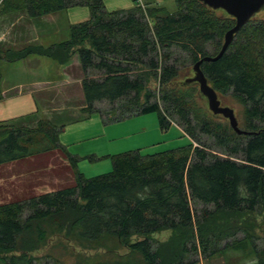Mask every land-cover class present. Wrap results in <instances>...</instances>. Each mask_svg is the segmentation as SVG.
Segmentation results:
<instances>
[{
    "label": "trees",
    "instance_id": "1",
    "mask_svg": "<svg viewBox=\"0 0 264 264\" xmlns=\"http://www.w3.org/2000/svg\"><path fill=\"white\" fill-rule=\"evenodd\" d=\"M166 1L174 4L173 12ZM131 2L129 9L107 12L102 0H0V15L26 11L29 18H40L72 7L89 13L88 20L69 25L67 40L0 50V60L34 55L64 65L75 54L84 113H97L104 123L154 113L160 130L174 123L188 138L183 147L150 155L136 150L104 156L110 171L90 178L75 171L78 158L66 154L74 169L72 186L0 204V264H50L27 254L33 249L13 254L28 231L33 244L41 241L35 226L49 218L82 241L114 238L141 258L93 264H191L198 253L209 257L234 236L226 234V214L260 212L264 219V19L250 18L217 61L199 65L215 94L229 95L240 106L241 128L235 119L247 135H236L228 122L212 121L208 110L193 107L195 83L176 80L184 63L192 66L217 54L234 19L216 16L196 0H145L143 11ZM44 122L53 134L0 123V165L35 152L42 145L34 144L35 135H48L60 147L61 127ZM191 205L201 206L198 215ZM240 221H233L235 228L247 239ZM163 231L168 239L154 240L152 235ZM252 252L255 264H264V248L253 246Z\"/></svg>",
    "mask_w": 264,
    "mask_h": 264
},
{
    "label": "rangeland",
    "instance_id": "2",
    "mask_svg": "<svg viewBox=\"0 0 264 264\" xmlns=\"http://www.w3.org/2000/svg\"><path fill=\"white\" fill-rule=\"evenodd\" d=\"M104 2V10L108 12V0H104ZM143 3L146 7L145 0H143ZM118 6L120 5H114L112 7ZM165 6L169 12H173L175 9L172 1H166ZM78 8L86 9L84 7ZM121 9L125 10L127 8L120 7L116 10ZM213 11L214 15L225 17V13L222 10ZM61 12H59L61 14L58 19L55 18L52 20L56 24L54 26L57 31L56 34L48 28L41 30V32L49 31L48 39L53 41V43L66 40L69 35L67 32L68 16L65 12ZM3 15H0V17L2 16L1 18L4 20V24L7 20L9 23L10 19L13 18L9 16L3 17ZM28 18L29 17L26 16L24 20H21L13 28L14 34L20 32L22 28L24 29L23 32L28 29L27 26L30 25ZM251 18L264 19V10H259L257 13L252 15ZM34 33V31H32V33L28 32V34H32V36L35 35ZM26 34L27 31L24 33V37L28 39ZM28 45V43L27 45H17L14 49L4 47L0 50L11 49L13 51H18L28 47ZM5 66L6 62L0 63V74L2 75L4 72V74L11 80L13 76L10 71V67L6 68ZM34 66L37 67L35 63ZM190 70V63H184L178 76L176 77L177 82H181L186 77H191L192 74ZM66 73L75 79L82 78L79 66H70L66 69ZM20 78L23 79L22 76ZM9 79H6V81L9 82ZM153 84L154 82L150 80L148 86L152 87ZM175 89L180 90L177 88ZM180 91L189 93V91H185V89H181ZM197 91L198 90L196 89V93L192 95L190 103L197 110L207 112L208 109L206 106V100ZM64 92L71 96L64 98L58 90L53 91L55 97L49 101V106L46 108L47 114H43L42 119H39L37 122L32 124V126H30L32 130H39L40 132L46 131L53 134L54 130L44 122V117L46 119H52L50 120L51 124H54L55 122L61 124L63 120L69 118L75 119V117L80 114L78 109L80 108V105H82L83 101L78 98V95L81 90L74 85ZM58 94H60V96ZM216 96L220 106L228 107L233 111V114L237 119L238 126L241 128L240 106L229 95H221L217 93ZM98 107L100 109L107 108V105L101 104ZM71 109L73 110L72 112ZM207 114L212 117V121L214 120L224 125L227 122V120L220 115H212L210 112H207ZM109 115L113 116L112 113ZM120 122L125 123V125L121 127V131L119 132L120 128L117 129V131L113 129L117 134H122V136L118 137L116 140V144H127V147H129L127 149H131L130 147H132V144L139 142L142 144V148L138 151L141 155H150L173 150L183 147L188 143V138L185 137L181 125H175L173 123L170 124V127H168L165 131L160 130L154 113L129 117L122 119ZM133 129L136 130L133 131ZM197 137L201 143L209 145L210 141L205 136H202L197 132ZM37 143L42 145L40 147L38 145V149L35 150V152H32L31 155L14 162L0 165V204L11 203V201H22L43 193H49L60 188L72 186L74 184V169L78 173H81L84 178H90L110 171L111 165L107 157H94L92 155H88L83 158L80 157L73 169L67 160V155L64 150L54 144L52 138L50 139L48 135H44V138H41V135H35L34 144ZM191 145L192 147H195L197 142H191ZM105 146L106 147L104 149H107V151H112V149L115 148L113 142H110V145L105 144ZM216 153V151L212 152V154ZM200 208V205H191L192 212L196 215H198V210ZM219 215L221 214L216 216ZM240 217L241 218L232 214H226L222 217L226 221L230 222L225 226L226 234H234V236L228 240L220 242L217 245L218 250L209 257L202 258L198 253L196 255V261L191 264H255L252 247L255 246L257 249L264 248L263 215L258 212L243 214ZM237 218L241 219L240 222L244 226V229L248 230L247 235L249 238L244 239L243 234L235 228L236 223L233 221ZM35 231L42 232V240L36 241L33 244L32 241H35L36 239L34 234L30 238V235H28V232L30 231H28L21 237L19 249H17L18 251L13 252V254L18 255L23 250L33 249V251L27 254H30L39 260L47 259L50 264H93L104 262L137 263L141 260L137 253L129 251L126 246L119 243L114 238H103L94 242L82 241L70 234L66 227L60 224L55 218H49L48 220L41 221L35 226ZM169 235V232L163 231L153 234L152 237L156 241L163 242L168 239ZM250 237L253 241H250Z\"/></svg>",
    "mask_w": 264,
    "mask_h": 264
},
{
    "label": "crops",
    "instance_id": "3",
    "mask_svg": "<svg viewBox=\"0 0 264 264\" xmlns=\"http://www.w3.org/2000/svg\"><path fill=\"white\" fill-rule=\"evenodd\" d=\"M102 3H104L105 6L104 0H102ZM107 4L109 7L108 12L116 11V9L120 7H126L127 9L132 7L131 0H108ZM114 5L120 6L112 7ZM63 12L68 16L67 32L69 25L86 21L89 18L87 8L81 9L72 7ZM61 13L40 18H28V21H30V25L27 26L28 29L26 30L28 39L24 37L26 31L23 32V28L20 32L13 33V28L21 20L26 18L27 14L25 11L3 15V17H13L10 19L9 23L7 20L5 24L1 16L0 49L4 47L14 49L17 45H27V43L36 44L41 47H49L57 44L48 39L49 31L41 32V30L48 28L56 34L57 31L54 27L56 24L52 20L55 18L58 19ZM32 31L35 32L33 36L32 34H28V32L32 33ZM1 62L6 61L0 60V63ZM34 63L37 67L34 66ZM70 66H79L75 54L71 56L64 65H60L56 61L46 57L34 55H30L12 63L6 62L5 67H10L13 78L10 80L4 72L2 75L0 74V123H8L16 127H30L39 119H42L43 114L46 113L49 101L55 97L53 91L58 90L61 92V95L66 98L71 96L64 92L68 88L76 85L80 90L81 79H75L66 73V69ZM21 76L23 79L20 78ZM6 79H9V82H7ZM58 95L60 96V94ZM78 98L83 101L78 109L80 114L76 116L75 119L69 118L63 120L61 124L57 122L53 124L57 128L61 127L60 131L57 133L56 139L60 148H62L67 155L75 158H83L88 155L104 157L126 151H139L142 148V144L139 142L132 144V147H130L132 150L127 149L129 148L127 144H116V140L118 137L122 136V134H117L114 130L117 131V129L120 128V132L121 127L124 126L125 123L120 121L104 123L99 114L84 113L82 111L84 100L81 92H79ZM72 111L71 109V112ZM44 119L48 121L52 120L46 119L45 117ZM135 130L136 129H133V131ZM110 142L114 143L115 148H113L112 151H107V149H104L106 147L105 144L110 145Z\"/></svg>",
    "mask_w": 264,
    "mask_h": 264
},
{
    "label": "water",
    "instance_id": "4",
    "mask_svg": "<svg viewBox=\"0 0 264 264\" xmlns=\"http://www.w3.org/2000/svg\"><path fill=\"white\" fill-rule=\"evenodd\" d=\"M211 10H222L227 16L234 19L233 26L228 29L223 37L219 51L214 57H203L191 66V77L184 79L183 83H195L200 95L206 100L208 111L212 115H220L227 120L229 127L236 135H247L237 127L233 111L219 104L215 92L207 85L206 79L199 70L202 63H212L219 59L232 40L233 35L255 13L264 8V0H196Z\"/></svg>",
    "mask_w": 264,
    "mask_h": 264
},
{
    "label": "built area",
    "instance_id": "5",
    "mask_svg": "<svg viewBox=\"0 0 264 264\" xmlns=\"http://www.w3.org/2000/svg\"><path fill=\"white\" fill-rule=\"evenodd\" d=\"M133 4L140 8L142 11L145 9L143 0H133Z\"/></svg>",
    "mask_w": 264,
    "mask_h": 264
}]
</instances>
